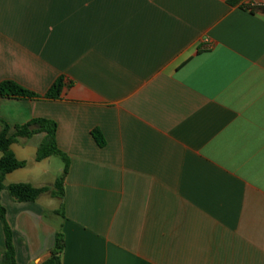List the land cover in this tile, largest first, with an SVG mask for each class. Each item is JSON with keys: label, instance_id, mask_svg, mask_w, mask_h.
I'll return each instance as SVG.
<instances>
[{"label": "crops", "instance_id": "0c3cea01", "mask_svg": "<svg viewBox=\"0 0 264 264\" xmlns=\"http://www.w3.org/2000/svg\"><path fill=\"white\" fill-rule=\"evenodd\" d=\"M5 81L42 97H0V132L56 122L70 160L61 210L1 193L17 264L57 233L61 264H264V0H0ZM45 138H17L7 187L54 186Z\"/></svg>", "mask_w": 264, "mask_h": 264}, {"label": "trees", "instance_id": "16d2710c", "mask_svg": "<svg viewBox=\"0 0 264 264\" xmlns=\"http://www.w3.org/2000/svg\"><path fill=\"white\" fill-rule=\"evenodd\" d=\"M64 78H59L51 89L44 95L46 99L55 100L61 97L64 88ZM0 97L15 98V99H39L42 96L32 92L25 87L13 82L5 81L0 83ZM39 127L38 131H30L29 126L17 127V133L9 135V127L4 126L0 132V152L2 158L0 159V195L4 190H8L11 196L18 202H35L43 194L49 193L52 197L64 198V183L69 173L70 160L66 154H64L57 145V124L56 122L38 119L32 123ZM38 132L46 133V138L40 145L36 160L38 162L43 161L52 156L61 157L64 162V169L57 180L55 189L50 188H36L31 184H13L10 186L5 185L6 176L16 170L23 169L28 166V162L20 161L17 159L15 153L11 147L16 142L17 138H30ZM96 140L101 147L105 146V140L103 135L99 131L94 133ZM0 221L3 224L6 244L3 251H0V264H17L16 251L14 247L13 230L11 229L7 221V211L0 204ZM65 246V239L62 233H57L55 247L53 249L52 257L44 264H61V257Z\"/></svg>", "mask_w": 264, "mask_h": 264}, {"label": "rangeland", "instance_id": "374dc122", "mask_svg": "<svg viewBox=\"0 0 264 264\" xmlns=\"http://www.w3.org/2000/svg\"><path fill=\"white\" fill-rule=\"evenodd\" d=\"M63 164V160H62V158L61 157H58V156H54L53 158H52V163H51V166H50V171H51V173L54 175V174H56L57 173V170L59 169V167L61 166ZM61 176V175H60ZM59 176V177H60ZM59 179V178H58ZM57 179V180H58ZM56 183H57V181H56ZM56 183L54 184V186L52 187V188H50V189H52V190H54L55 189V186H56ZM55 199H54V208L56 209V210H61V208H62V205H61V202H60V197H54ZM59 212V211H58Z\"/></svg>", "mask_w": 264, "mask_h": 264}]
</instances>
